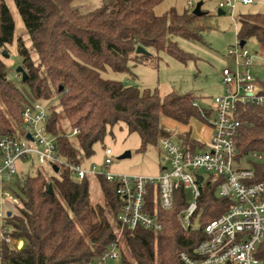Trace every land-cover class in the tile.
<instances>
[{
	"label": "trees",
	"instance_id": "obj_1",
	"mask_svg": "<svg viewBox=\"0 0 264 264\" xmlns=\"http://www.w3.org/2000/svg\"><path fill=\"white\" fill-rule=\"evenodd\" d=\"M162 1L100 0L98 6L85 11L81 0H14L29 46L16 35L7 0H0V132L21 131L22 109L39 100L50 111L49 133L55 137L58 154L67 161L84 163L94 154L95 144L104 141L120 122L129 132L139 134L141 153L150 146L159 147L166 137H175L193 151L204 149L192 129L175 133L163 123L166 118L182 124L211 123L213 109L201 107L194 94L171 92L162 97L158 89H141L103 75L107 68L131 71V60L136 63L140 56L153 55L138 54L140 45L185 60L174 37L202 40L207 14L198 16L193 9L179 12L175 8L157 14ZM237 22L239 42L246 45L256 39L264 51V12L241 14ZM15 39L26 79L14 69L11 78L4 61L10 58L9 46ZM257 80L264 89V77ZM237 116L241 128L235 141L236 161L253 170L251 183L264 181V105H240ZM74 128L79 133L72 136ZM253 153L261 154L263 161L246 166L245 157ZM29 159L37 163L34 157ZM58 169L50 176L40 169L34 173L19 170L8 184L19 204L8 211L5 224L12 228L10 237L24 244L14 247L2 238L0 264H89L115 239L121 207L117 184L99 177L104 203H93L89 177L80 180L68 167ZM223 180L205 177L198 209L201 225L190 231L179 221V213L188 204L187 191L176 190L172 209L164 210L157 187L152 185L147 208L163 228L125 231L121 264H184L179 251L193 254L206 237V224L234 203L232 197L219 195ZM257 256L264 264V242Z\"/></svg>",
	"mask_w": 264,
	"mask_h": 264
},
{
	"label": "built area",
	"instance_id": "obj_2",
	"mask_svg": "<svg viewBox=\"0 0 264 264\" xmlns=\"http://www.w3.org/2000/svg\"><path fill=\"white\" fill-rule=\"evenodd\" d=\"M254 2L221 0L219 7L233 13L238 3L249 5ZM189 5L192 6L190 2ZM229 57L232 67L222 71L224 91L213 98L214 119L203 124L198 133L199 140L205 144L204 149L193 151L173 137L162 138L159 144L161 166L156 175L113 172V151L110 148L105 150L106 157L100 168L95 163L85 166L67 161L58 154L55 137L49 133L50 111L47 105L39 100L26 104L21 112V131L15 134L0 132L1 218L5 220V201L19 204V199L7 187L19 171V161L34 157L39 165H50L53 171L54 165H63L80 180L90 176L104 177L117 184L121 200L119 230L101 256L89 264H121L125 231L138 227L163 228L157 216L147 208L152 185L157 187L158 202L164 210L172 209L176 190L184 188L188 195L190 190L192 199H188L187 206L179 213L181 227L190 231L200 228L196 226L195 219L199 215L201 185L205 177L220 176L224 180L219 186V195L232 197L234 203L206 224V237L198 243L193 254L182 250L179 258L184 264H263L257 251L264 242V181L250 182L253 170L237 163L235 141L241 128L238 107L264 105V89L257 80V72L264 67V51H252L238 41L229 49ZM208 130L209 134H206ZM78 133L79 129L74 128L71 135ZM252 155L263 159L261 154ZM198 175L203 177L201 183ZM2 227V238L12 242L6 224ZM17 245L19 247V242Z\"/></svg>",
	"mask_w": 264,
	"mask_h": 264
},
{
	"label": "rangeland",
	"instance_id": "obj_3",
	"mask_svg": "<svg viewBox=\"0 0 264 264\" xmlns=\"http://www.w3.org/2000/svg\"><path fill=\"white\" fill-rule=\"evenodd\" d=\"M221 0H163L157 7L156 13L162 14L171 8L183 12L191 9L198 2H202V11L206 12V30L203 32L202 40H190L184 37H174L178 46L187 56L185 60L178 59L164 51L156 52L150 56H140L139 61L134 63L130 61L131 71L118 72L107 68L103 75L109 79H115L124 82L127 85L137 86L141 89L150 88L158 89L160 95L164 97L171 92L192 93L197 97L201 107L211 108L213 98L223 93L224 86L222 82V71L227 67H232V61L229 57V49L238 44L237 18L241 14L264 12V0H254L249 5L238 3L233 13L226 11L225 14H219V2ZM7 3L13 13L16 22V35L23 37L27 45L31 46L29 35L25 29L22 17L16 7L14 0H7ZM83 9L89 10L100 4V0H81ZM16 39L9 46L11 52L10 58L5 57L11 78L15 77L12 69L16 70L21 64V58L17 52ZM252 51H258L260 48L256 39L247 41ZM133 63L135 65H133ZM257 77L263 79L264 67L257 72ZM52 102L57 105V101ZM193 133L198 135L201 124L197 121L190 122ZM165 126L175 133L180 132L179 124H165ZM189 129V130H190ZM113 132L108 133L102 142L94 146V154L85 159L84 165L89 166L93 163L100 168L104 163L107 148L113 151V164L111 170L116 173L125 174H145L156 175L159 173L161 166V157L159 156V147L150 146L145 153L138 152L140 147V136L136 132H129L125 123L120 122L113 127ZM188 130V131H189ZM187 132V131H186ZM126 151H131V156L119 158ZM253 155L245 157V165L252 166L253 162H261ZM19 170L34 173L37 169L43 171L47 176L53 174L50 165L32 164L30 159L18 162ZM206 174L205 172H201ZM207 175V174H206ZM188 199L191 200L190 190ZM91 200L93 203H104V197L101 186L97 179L91 183ZM5 220L0 216V245L2 240L3 225L6 222L8 211H14L16 206L12 202H6ZM1 211V209H0ZM7 231L10 233L12 228L6 224ZM9 236V234L7 235ZM19 239H13L10 244L18 247ZM19 248V247H18Z\"/></svg>",
	"mask_w": 264,
	"mask_h": 264
},
{
	"label": "water",
	"instance_id": "obj_4",
	"mask_svg": "<svg viewBox=\"0 0 264 264\" xmlns=\"http://www.w3.org/2000/svg\"><path fill=\"white\" fill-rule=\"evenodd\" d=\"M201 7H202V2H198L196 4V6L193 8V13L196 14V15H198V16H201V15L206 14V12L202 11ZM225 13H226L225 10L219 9V14H225ZM240 44H241V46H244L245 45V41H241ZM136 52L138 54H144V55H150L151 54V52L148 51L142 45H140V46L137 47ZM4 54H7L6 51H4ZM16 72L18 74H21L23 76V79H26L27 72L25 71V69L23 68V66L20 65L19 67H17ZM28 136L30 137V134H28ZM130 156H131V151H126L121 156H119V158H126V157H130ZM53 168L56 171L59 170L58 169V166H56V165H54ZM197 177H198V182L201 183L202 182V179H203L202 175H198ZM51 190H52V186H50V191ZM9 214H10V212H9ZM200 218H201V213L195 219V224H196L197 227H200ZM23 244H24V240H20L19 248L22 247Z\"/></svg>",
	"mask_w": 264,
	"mask_h": 264
},
{
	"label": "crops",
	"instance_id": "obj_5",
	"mask_svg": "<svg viewBox=\"0 0 264 264\" xmlns=\"http://www.w3.org/2000/svg\"><path fill=\"white\" fill-rule=\"evenodd\" d=\"M188 4H189V3H188ZM202 4H203V3H202ZM189 6H190V5H189ZM194 7H195V6H194ZM194 7L191 6V9H193ZM197 102H198V101H197ZM198 104H199V102H198ZM211 109H213V115H212V118H211V120H213V119H214V116H215V105H214V101H213V105L211 106ZM163 123H164V124H172V125L179 124V128L181 129L180 132H182V133L188 131V130L190 129V127H191V124H190V123H189V124H182V123L177 122L176 120L171 119V118H166V119H164V120H163ZM203 124H204V123H203ZM203 124H201V127H202ZM191 128H192V127H191ZM199 131H200V129L198 130V133H199ZM206 134H209V130L206 131ZM173 138H175V137H173ZM160 154H161V149H160V147H159V156H160ZM83 164H84V163H83ZM89 178H90V181H91L92 184H93V180H94V179H97V180L99 181V178L94 177V176H90ZM6 202H10V201H5V204H6ZM19 243H20V240H19Z\"/></svg>",
	"mask_w": 264,
	"mask_h": 264
}]
</instances>
